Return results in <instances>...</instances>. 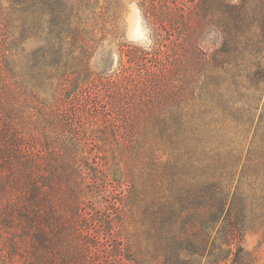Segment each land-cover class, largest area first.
I'll use <instances>...</instances> for the list:
<instances>
[{
    "label": "trees",
    "instance_id": "16d2710c",
    "mask_svg": "<svg viewBox=\"0 0 264 264\" xmlns=\"http://www.w3.org/2000/svg\"><path fill=\"white\" fill-rule=\"evenodd\" d=\"M136 2L154 36L100 74L90 0H0V264H258L264 0Z\"/></svg>",
    "mask_w": 264,
    "mask_h": 264
},
{
    "label": "rangeland",
    "instance_id": "374dc122",
    "mask_svg": "<svg viewBox=\"0 0 264 264\" xmlns=\"http://www.w3.org/2000/svg\"><path fill=\"white\" fill-rule=\"evenodd\" d=\"M90 2L93 12L95 14L100 12L101 15L98 17L90 13L87 19L96 28V31L105 30L106 35L99 45L93 44L95 47L93 51L84 57V62H87L89 69L95 73L111 74L118 66V46L120 42L148 45L154 36V32L151 26L145 22L136 0H90ZM135 23L140 27L139 35L134 34L133 27ZM98 35L99 33H97V37ZM42 43V40L36 36L25 42L24 48L30 50ZM75 54L78 55L79 50H75ZM16 59L18 67L23 71L22 73L26 78H29L25 71L24 52L19 51ZM67 59L66 69H69L68 71L80 68V65H77V60H73L70 56ZM57 82L58 80L52 77L42 85H36L39 95L49 97L56 89ZM227 133L237 135L238 146L248 147V140L252 136V132H248L247 139L244 138L246 132L241 126L228 127ZM241 243L246 250L256 256L258 264H264V226H245L242 230Z\"/></svg>",
    "mask_w": 264,
    "mask_h": 264
},
{
    "label": "bare ground",
    "instance_id": "6f19581e",
    "mask_svg": "<svg viewBox=\"0 0 264 264\" xmlns=\"http://www.w3.org/2000/svg\"><path fill=\"white\" fill-rule=\"evenodd\" d=\"M133 31L135 35H139L140 34V27L137 23H135L134 27H133Z\"/></svg>",
    "mask_w": 264,
    "mask_h": 264
}]
</instances>
